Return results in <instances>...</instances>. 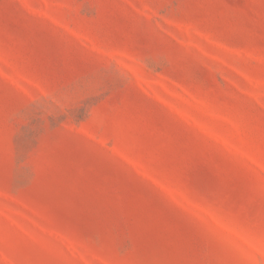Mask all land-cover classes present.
Segmentation results:
<instances>
[{"label": "rangeland", "instance_id": "374dc122", "mask_svg": "<svg viewBox=\"0 0 264 264\" xmlns=\"http://www.w3.org/2000/svg\"><path fill=\"white\" fill-rule=\"evenodd\" d=\"M0 264H264V0H0Z\"/></svg>", "mask_w": 264, "mask_h": 264}]
</instances>
